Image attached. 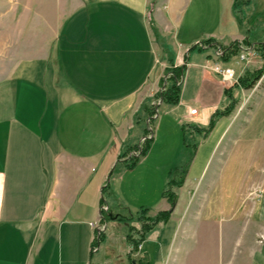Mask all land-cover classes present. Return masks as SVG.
I'll return each mask as SVG.
<instances>
[{
	"label": "crops",
	"instance_id": "0c3cea01",
	"mask_svg": "<svg viewBox=\"0 0 264 264\" xmlns=\"http://www.w3.org/2000/svg\"><path fill=\"white\" fill-rule=\"evenodd\" d=\"M8 1L18 10L15 0ZM233 1L219 0L211 29L186 36L180 29L188 0H43V7L29 0L22 6L21 41L13 47L3 36L2 19L16 14L6 13L0 1V264H112L121 258L112 241L124 225L108 235L103 231L106 258L96 257L100 243L92 244L101 224L102 188L111 185L131 210L125 198L130 181L112 169L125 146L142 141L143 123L135 116L143 99L160 87L170 62L184 65L179 101L160 103L154 131L168 124L180 125L181 133L182 127H206L227 106L225 90L235 96V84L222 83L212 69L224 63L212 43L244 37ZM152 26L171 36L170 58ZM205 39L212 40L209 50L189 49ZM220 120L195 150L179 188L186 199L178 192L168 223L148 230L141 242L151 264L166 263L165 242L180 234L170 226L177 212L183 208L185 218L193 205L221 209L227 200L220 181L212 179L201 193L193 192L190 181L199 149ZM181 156L166 169L174 170ZM214 190L219 198L211 196ZM197 193L205 200L197 201ZM139 203H151L150 214L169 208L162 194Z\"/></svg>",
	"mask_w": 264,
	"mask_h": 264
},
{
	"label": "rangeland",
	"instance_id": "374dc122",
	"mask_svg": "<svg viewBox=\"0 0 264 264\" xmlns=\"http://www.w3.org/2000/svg\"><path fill=\"white\" fill-rule=\"evenodd\" d=\"M0 1L6 6V13L16 14L14 17L9 14L2 19L4 22L3 36L6 42L13 47L21 41L20 30L25 21L21 16L22 6L24 3L28 4L29 0H15L19 6L15 12L8 7L10 3L8 0ZM34 1L37 2L35 3L37 6H44L43 0ZM218 2L219 0H188L182 18L180 35L198 36L211 29L217 18ZM237 8L241 17L239 21L244 29L242 41L246 40L247 44L241 43V40L238 41V51L229 54L226 61L220 59L223 57V49L213 47L214 56L220 59V62L221 60L224 62L220 64L234 70L236 78L230 84H235L234 87H236L235 96H233L234 102L227 115L216 118V120L219 118L221 120L206 139V143L199 149L190 173L193 192L197 188L199 189L198 193H201L206 186H209L212 179L218 180L223 184L222 195L224 198L227 194V200L223 201L225 205L223 204L221 209L220 205H207L206 208H203V205H193L185 218L181 216L184 212V210L181 211L183 208L180 213L175 214L176 219L174 223L171 222L170 226L175 230L180 229V234L169 233L170 236L165 242V246H167L165 254L167 255L164 259L167 261L164 264H264V60L256 50V45L264 42V0H239ZM152 29L156 41L165 52L167 51L165 53L167 58H170L171 36L158 33L153 26ZM209 44L210 42L201 40L190 46L189 49L193 47L192 49L195 50L206 51L209 50ZM11 52V50L8 51V53ZM262 67L263 72L252 87L244 88L238 85V78L241 75ZM159 89L160 87L152 95L145 97L141 103V105L148 103L155 106L152 119L147 124L151 129L143 135L153 137L146 154L139 157V161L132 167L119 166L114 172L119 177L123 175L125 181H130L125 198L131 202L132 205H127L131 210L128 211V208L119 202L111 185H109L110 192L102 196L100 209L106 210L110 207L111 218L116 217L113 214L115 212L120 213L123 217H128L129 212L134 214L140 209L148 208L146 206H150L151 203H146L148 205L145 206L138 205L139 201L151 202L156 199L162 193L167 178L172 177L175 181L180 180L182 175L174 173V170L184 165L185 160L190 157L189 152L193 151L194 155L198 144L203 142L207 135L195 130L192 132L186 130L185 137L190 145L185 150L181 142L180 125L174 127L168 124L154 131V120L161 111L159 109L160 100L155 96ZM229 103L230 99L228 98ZM141 116L145 118V115ZM191 144L194 145V149ZM139 151V149L131 150L127 155H138ZM179 154H182L180 163L178 162L176 168L169 172L166 168L179 160ZM204 156L209 157L206 159ZM203 166V171L200 174ZM221 177L222 180H220ZM213 183L215 184V181ZM182 184L172 188L176 195L175 202L178 194L181 193L179 188ZM218 189L220 190V188ZM219 190H214L211 196L219 198L221 196ZM198 193L197 201H204L205 196ZM181 194V197L186 199L187 195ZM163 198L169 205L166 197ZM156 214H150L147 211V215L150 217H154ZM169 217L170 214L165 222L159 223L167 224ZM111 220L105 222L100 220L101 224L98 225V228L108 235L111 230H114L115 225L118 227L124 225L122 230H117L114 241H112L115 245V248L112 249H115L114 252H118L121 258L115 257L112 264H118L119 261L123 264H131V261L138 264L142 257L146 259L144 256L147 254L141 248L143 240L133 247L132 243L123 237L129 231V226H133L137 230L140 226L139 222L134 218L131 221L127 219L118 220L119 222L114 221L116 219ZM105 223H107L106 232L104 230ZM96 231L98 230L96 229ZM131 232L133 238L137 239L138 234L134 231ZM99 245L100 251L96 257H104V253L107 251L106 245L104 242Z\"/></svg>",
	"mask_w": 264,
	"mask_h": 264
},
{
	"label": "trees",
	"instance_id": "16d2710c",
	"mask_svg": "<svg viewBox=\"0 0 264 264\" xmlns=\"http://www.w3.org/2000/svg\"><path fill=\"white\" fill-rule=\"evenodd\" d=\"M239 2V0H234L233 2V11L234 14L236 16V18L238 20H240V16H239V9L237 8V3ZM206 42H210L211 43V39H205ZM241 43L243 44H247V41L244 40L241 41ZM214 47L217 48H222L223 49V57L222 60H227L228 55L232 54V53H236L238 51V45L239 42H231L228 45H221V44H214L212 43ZM193 48V47H192ZM191 48V49H192ZM256 50L259 53L260 57L262 60H264V42L259 43L258 45H256ZM167 52V51H166ZM185 60H187V58H185ZM183 69H184V65L183 66H174L173 63H169V66L165 69V74L164 77L161 79L160 81V89L159 91L156 93V97L159 98L160 103L163 104H168V105H175L178 103L179 101V82L183 76ZM262 68L258 69V70H254L253 72H246L243 75H241L238 78V85L242 86L244 88H250L254 85V83L260 78L261 74H262ZM227 96L230 99V103L223 109L220 111H215L207 126L206 127H197V126H193L192 128L196 131V132H202L204 134H208L211 129L214 127L215 125V120L216 118L220 117V116H224L227 115L230 112V109L232 107V103L234 102L233 97L229 94L228 90H225ZM160 105V104H159ZM154 109L155 106L152 104H148V103H144L140 106L139 110L140 113H138L135 118L136 120H140L143 122V129H142V133L143 135L147 134L148 131H150L151 128L148 127V123L151 121L152 119V115L154 114ZM142 112V114H141ZM140 115H145V118H143L142 116L140 117ZM146 120H147V124H146ZM186 129L184 127H182V146L185 150H187V147L190 145L187 140H186ZM153 137H148V136H143L142 141L140 142V144H135V145H130V146H125L119 156V160L117 161V163L115 164L114 168L112 169V173L115 172L117 170V168L119 166H122L123 168H128V167H132L135 163H137L139 161V157H143L146 154V151L151 143ZM140 145V146H138ZM192 148L194 149V145L191 144ZM139 147V148H138ZM135 149H139V154L138 155H127V153L131 150H135ZM190 155V157L188 159L185 160L184 165L179 166L176 170H174V173H179L182 175V177L180 178V180L175 181L174 178L169 177L167 178L166 182H165V186L164 189L162 191V196L166 197V199L169 202L170 208L166 211H161L159 213H157L154 217H150L149 215H147V211L148 208H144V209H140L139 211L135 212L134 214L129 212V216L128 217H123V215H121L120 213H113L116 217V220H128L131 221L134 219H136L137 222H139L140 226L137 228V230L135 229V227L133 226H129L128 228V232L125 234V238L132 243L133 247H136L143 239L145 236V233L150 230L155 224L159 223V222H165L166 219L168 218L171 208L174 206L175 204V199H176V195L173 191V186H179L182 184V180L187 172L189 163L192 159L193 156V151L188 153ZM187 158V156H186ZM188 161V162H187ZM170 172V171H169ZM109 191V184L107 183L103 188H102V196H104V194H108ZM103 199V197H102ZM100 215H101V220L102 222L111 220V208L108 207V209L103 210L100 209ZM98 231H96L95 233V237L94 240L92 242L93 246H97L102 238H103V231H101V229H97ZM136 230V231H135ZM134 231L138 234L137 239L133 238L132 236V232ZM146 259L141 258V260L139 261L138 264H151V261L149 260L148 256H144ZM91 264V263H90ZM131 264H136L135 262L131 261Z\"/></svg>",
	"mask_w": 264,
	"mask_h": 264
},
{
	"label": "built area",
	"instance_id": "2783aa9c",
	"mask_svg": "<svg viewBox=\"0 0 264 264\" xmlns=\"http://www.w3.org/2000/svg\"><path fill=\"white\" fill-rule=\"evenodd\" d=\"M220 55V54H219ZM243 58V56L241 55ZM212 69L215 73L220 76L222 83L230 85L236 78L234 74V70L231 67L224 66L219 63H215L212 65ZM196 109H189L190 114H194ZM143 139V138H142ZM98 229V227H97Z\"/></svg>",
	"mask_w": 264,
	"mask_h": 264
},
{
	"label": "water",
	"instance_id": "95a60500",
	"mask_svg": "<svg viewBox=\"0 0 264 264\" xmlns=\"http://www.w3.org/2000/svg\"><path fill=\"white\" fill-rule=\"evenodd\" d=\"M112 219H115V217H112Z\"/></svg>",
	"mask_w": 264,
	"mask_h": 264
}]
</instances>
